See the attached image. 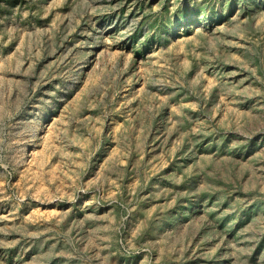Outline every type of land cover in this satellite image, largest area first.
Wrapping results in <instances>:
<instances>
[{"label":"rangeland","instance_id":"obj_1","mask_svg":"<svg viewBox=\"0 0 264 264\" xmlns=\"http://www.w3.org/2000/svg\"><path fill=\"white\" fill-rule=\"evenodd\" d=\"M0 264H264V0H0Z\"/></svg>","mask_w":264,"mask_h":264}]
</instances>
